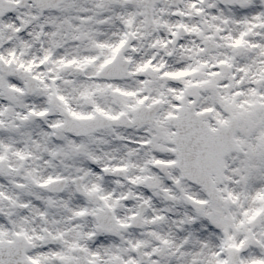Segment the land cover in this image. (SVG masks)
I'll use <instances>...</instances> for the list:
<instances>
[{
  "label": "snow or ice",
  "instance_id": "obj_1",
  "mask_svg": "<svg viewBox=\"0 0 264 264\" xmlns=\"http://www.w3.org/2000/svg\"><path fill=\"white\" fill-rule=\"evenodd\" d=\"M0 264H264V0H0Z\"/></svg>",
  "mask_w": 264,
  "mask_h": 264
}]
</instances>
